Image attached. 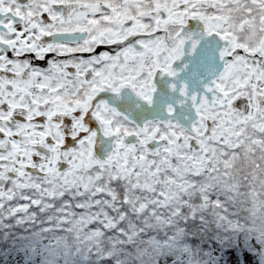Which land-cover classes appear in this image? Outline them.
<instances>
[{
    "label": "snow or ice",
    "instance_id": "snow-or-ice-1",
    "mask_svg": "<svg viewBox=\"0 0 264 264\" xmlns=\"http://www.w3.org/2000/svg\"><path fill=\"white\" fill-rule=\"evenodd\" d=\"M0 232L25 264H264V0H0Z\"/></svg>",
    "mask_w": 264,
    "mask_h": 264
},
{
    "label": "trees",
    "instance_id": "trees-1",
    "mask_svg": "<svg viewBox=\"0 0 264 264\" xmlns=\"http://www.w3.org/2000/svg\"><path fill=\"white\" fill-rule=\"evenodd\" d=\"M3 233L0 232V236ZM22 255L24 258L23 253H19L17 248H10L8 243H0V264L5 261L6 264H20L18 261V256ZM37 264H39V259L37 260Z\"/></svg>",
    "mask_w": 264,
    "mask_h": 264
},
{
    "label": "rangeland",
    "instance_id": "rangeland-1",
    "mask_svg": "<svg viewBox=\"0 0 264 264\" xmlns=\"http://www.w3.org/2000/svg\"><path fill=\"white\" fill-rule=\"evenodd\" d=\"M17 259L20 264H25V258H23L22 255H19ZM2 263L6 264L5 261H3Z\"/></svg>",
    "mask_w": 264,
    "mask_h": 264
}]
</instances>
